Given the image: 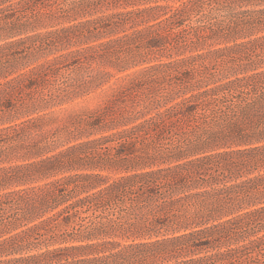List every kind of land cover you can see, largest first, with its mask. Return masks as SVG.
Returning a JSON list of instances; mask_svg holds the SVG:
<instances>
[{
    "label": "trees",
    "instance_id": "trees-1",
    "mask_svg": "<svg viewBox=\"0 0 264 264\" xmlns=\"http://www.w3.org/2000/svg\"><path fill=\"white\" fill-rule=\"evenodd\" d=\"M123 1L0 0V186L55 177L0 194V257L48 232L86 241L0 264H264V68L254 62L264 35L236 42L264 31V8L143 0L150 4L38 31ZM214 40L232 44L149 64L102 107L43 129L48 110L110 76L94 64L121 71ZM218 69L223 79L204 84ZM111 169L125 174L109 182L95 172ZM79 170L91 172L56 178ZM60 221L73 231L57 234ZM118 232L145 240L93 242Z\"/></svg>",
    "mask_w": 264,
    "mask_h": 264
},
{
    "label": "rangeland",
    "instance_id": "rangeland-1",
    "mask_svg": "<svg viewBox=\"0 0 264 264\" xmlns=\"http://www.w3.org/2000/svg\"><path fill=\"white\" fill-rule=\"evenodd\" d=\"M130 0H124L120 6L114 8V7H109L110 9L106 10V7H102L100 8V12L99 13H93L92 15H87L85 17H76V20H74L73 18H71L70 20H64V21H60L59 23L55 22H46L44 27L39 28L38 31H45V30H50V29H55V28H59L61 26H68L71 25L72 23H76V22H80L83 21L85 19H90L93 18L95 16H98L101 14V12H105V13H110V12H115V11H123V10H130L133 8H137V7H143L145 6V4H150L147 3L146 1L143 0H139L136 1L133 4H127L126 2H129ZM185 0H157V4H161V5H170V6H177L179 3L183 2ZM236 9L238 10H253V9H260V8H264V0L262 2L259 1H249V3H244L243 6L240 7V5H238L236 3L235 5ZM117 35H120L117 34ZM115 35V36H117ZM260 35H264V31L262 32H257V33H253L251 36L246 37L245 39H237L236 42H240L241 40H248V39H252L254 37H258ZM108 37H106L105 39H107ZM104 39V40H105ZM215 42V43H213ZM232 41L231 40H225V41H207L204 45H202L201 47H198L197 49H193L192 51H186L184 52L182 55L177 57V54L175 55V53L169 52V51H164V52H160L158 54H154V55H150L148 57H146L145 61H141L137 64H133V65H128V67L125 70H117L115 67L111 66V65H97L94 64V70H104L110 73V76L108 78L104 79V82L94 88H92L88 93L76 97L73 100L63 103L60 106L54 107L50 110H48V114L45 116V120H44V130H52V129H57L60 128L62 126H64L65 124H67L70 120V118L74 115H80L84 112L87 111H92V110H96L99 107H102L107 100H109L115 93L117 90H119L121 87H123L129 80H131L134 76H135V72L139 71L141 68L148 66L149 64H157V63H161V62H169V61H173L179 58H183V57H187L190 55H196V54H200V53H205L208 50H211L212 48H219V47H223L226 45H231ZM264 50V48H263ZM260 58L254 59V62H259L260 63L257 67L258 70H261L264 68V52L261 50L260 51ZM211 60V59H210ZM256 60V61H255ZM43 61V59L40 60V62ZM209 61V60H207ZM213 62V61H212ZM211 63L206 62V65H212ZM220 68V67H219ZM251 68V67H250ZM65 70H63L62 72H64ZM219 71V69H218ZM216 71L215 74H218L217 76H215L211 81H206L205 77L200 76V75H195L193 76V82H197V80H205L204 84L206 83H210V86H212V82H215L217 80H220V78L223 79L224 74L221 71ZM250 72V71H249ZM233 78V77H230ZM226 81V80H224ZM220 83V81L218 82ZM156 112V110H152L150 112V114ZM149 116V115H147ZM22 116H16L14 118H12L11 120L13 122H19L21 121ZM103 135H107L109 134L108 131H104L102 133ZM87 133L85 135H83L81 138H78L76 140H72L70 143H62L64 144V146L66 147L69 144H73L75 142H79V141H83L86 139ZM99 134H92L90 137L91 138H95L98 137ZM64 146L62 145L59 149L64 148ZM58 149V150H59ZM76 172H91L89 170H82V171H69V172H64V173H59L57 174L56 178L62 177V176H67L69 174H73ZM95 172H99L101 173L103 176L105 177H110L109 182L112 179H115L125 173H122L121 171H117L114 169L111 170H102V171H95ZM55 178V177H54ZM53 177L50 178H46V177H41L36 179L35 181H33L32 183H27L25 185L22 186H16V185H12V186H0V194H3L5 192L11 191V190H16L22 187H28V186H35V185H42L45 182H48L52 179H54ZM103 187V185H102ZM101 188V185H100ZM96 191V190H94ZM93 191H90L89 193H91ZM87 193H82L81 196L86 195ZM58 209L52 210V211H48L47 213L44 214V218L47 216H50L54 213H56ZM86 215V214H85ZM83 215V216H85ZM90 215V214H89ZM78 222V221H77ZM62 227L61 230L56 231L57 234H61L62 232L65 233H71L72 227L74 225V223H70L68 225H64L63 221H60ZM264 232V231H263ZM258 232L256 234H252L251 236H249L247 238L248 239H254L257 236H260L262 233ZM49 233V232H48ZM46 233V235H42V236H38L37 238L35 237L31 242V245L28 247L23 248V250L20 253H16L13 255H9V256H3L0 257L1 259H5V258H14V257H19V256H27V255H36L39 254L41 252L47 251V250H52L58 247H63V246H70V245H77L80 243H85L86 241L83 242H79L77 239V236H65L61 237L60 235H56L55 238H51L50 234ZM117 236H113L111 238L108 237H103L100 236L97 239H94L93 242L96 241H102V240H112L115 242H118L120 244H129L131 242H133V240H135L136 242L138 241H144L145 238H140V237H134L131 233H121L118 232ZM147 238V237H146ZM203 255V253H202ZM130 264V263H128Z\"/></svg>",
    "mask_w": 264,
    "mask_h": 264
}]
</instances>
